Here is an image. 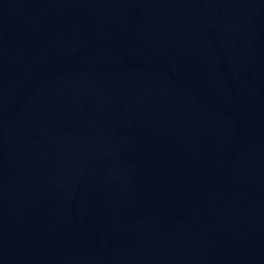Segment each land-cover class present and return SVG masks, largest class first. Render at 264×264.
Listing matches in <instances>:
<instances>
[{
	"label": "water",
	"instance_id": "obj_1",
	"mask_svg": "<svg viewBox=\"0 0 264 264\" xmlns=\"http://www.w3.org/2000/svg\"><path fill=\"white\" fill-rule=\"evenodd\" d=\"M0 264H264V0H0Z\"/></svg>",
	"mask_w": 264,
	"mask_h": 264
}]
</instances>
